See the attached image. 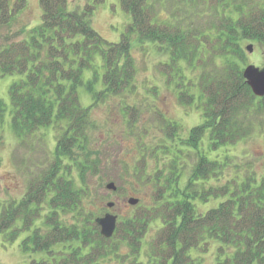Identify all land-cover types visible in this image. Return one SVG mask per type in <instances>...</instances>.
<instances>
[{
	"label": "trees",
	"instance_id": "1",
	"mask_svg": "<svg viewBox=\"0 0 264 264\" xmlns=\"http://www.w3.org/2000/svg\"><path fill=\"white\" fill-rule=\"evenodd\" d=\"M26 1L0 0V23ZM98 1L69 7V0H39L40 21L0 49V73L12 76L8 103L0 99V120L8 114L23 145L29 138L43 140L48 131L54 138L50 160L33 163L24 195L0 203L3 241L26 233L22 250L38 253L29 264H104L111 258L202 264L211 249V264H264V175L248 172L206 185L219 180L228 161L227 153L220 160L217 152L264 119V96H255L243 76L244 41L264 45V0H117L130 22L116 42L92 26ZM134 49L164 57L157 67L166 84L179 103L200 111L201 120L181 137L178 125L161 117L168 141L154 145L151 154L160 152L165 160L145 175L141 157L135 172L152 185L150 201L118 219L105 238L85 182L88 172H96L91 111L136 90ZM187 69L199 72L189 77ZM190 153L195 163L187 172ZM211 199L219 201L200 207ZM35 220L40 224L34 226ZM121 247L128 252L120 253Z\"/></svg>",
	"mask_w": 264,
	"mask_h": 264
},
{
	"label": "rangeland",
	"instance_id": "2",
	"mask_svg": "<svg viewBox=\"0 0 264 264\" xmlns=\"http://www.w3.org/2000/svg\"><path fill=\"white\" fill-rule=\"evenodd\" d=\"M87 1L92 0H69V7L83 5ZM40 17L39 0H27L24 7L14 13L7 23H0V49L9 42L21 40L28 30L40 21ZM129 22L130 15L120 7L117 0L97 2L92 16V26L104 39L118 41ZM249 43L252 49L250 52L245 49L246 64L263 68L264 45L244 41V48ZM134 56L137 62L134 79L136 90L133 93L109 98L106 103L96 106L91 111L96 128L92 133L91 148L94 152L90 157L96 162V172L94 174L88 172L85 182L90 193L88 206L95 217L109 211L116 214L117 219H125L133 213L139 202L150 201L152 185L139 181L135 172L141 157L144 159L145 175L152 174L165 160L163 159L165 155L160 152L159 155L151 154L154 145L168 141L165 140L166 122L161 120V117L175 122L181 137H185L190 128L201 120L200 111L179 103L171 88L172 85L166 84V74L159 66L157 67L158 61L164 57L139 49H134ZM198 72V69L193 71L187 69L186 75L196 77ZM11 80V75L0 73V99L5 103H8L7 88ZM124 104L130 105V109L125 111L122 107ZM128 117L131 118V123L126 122ZM8 121V114L0 120V203L11 199L17 201L24 195L31 172L36 171L33 163L41 161V165L43 160L49 161L54 144L52 131L46 132L43 140L29 138L27 140L29 146L20 144L13 135ZM160 149L159 147L158 151ZM217 153L220 154V160L223 154L227 153L228 161L216 175L219 180L212 178L206 185L220 186L227 178L236 175L242 177L248 172L254 173L257 177L263 176L264 119L256 123L251 134L228 146L227 149L221 148ZM194 161L195 155L190 153L189 164L187 163L188 166L185 168L187 172L194 165ZM186 177L187 173L184 174L183 181ZM110 181L116 185L115 191L106 188V183ZM130 197L137 198L138 203L129 204L127 200ZM217 200L211 199L200 207L212 206ZM108 202L113 203L111 207L107 206ZM44 212L45 210L42 211ZM67 217L70 218V214ZM35 224H40V220H35L33 225ZM25 234H19L15 241L9 243L3 241L0 235V264H29L32 259L38 258V253L22 250L20 244ZM212 250L204 255L202 264L212 263ZM125 252H128L126 247H121L120 253ZM104 264L124 263L117 258H111Z\"/></svg>",
	"mask_w": 264,
	"mask_h": 264
},
{
	"label": "water",
	"instance_id": "3",
	"mask_svg": "<svg viewBox=\"0 0 264 264\" xmlns=\"http://www.w3.org/2000/svg\"><path fill=\"white\" fill-rule=\"evenodd\" d=\"M247 51H251L252 45L249 43L245 46ZM243 76L252 90V93L255 96L262 97L264 96V67L259 68L253 64H247L243 68ZM106 188L115 191L116 185L110 181L106 183ZM128 203L135 205L138 203V199L134 197L128 198ZM112 202H108L107 206L111 207ZM95 223L99 226L100 234L105 238H110L116 228L117 224V215L109 211L104 212L102 215L94 218Z\"/></svg>",
	"mask_w": 264,
	"mask_h": 264
}]
</instances>
